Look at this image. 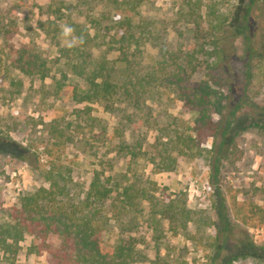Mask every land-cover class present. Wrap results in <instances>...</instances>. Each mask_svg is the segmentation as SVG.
Returning <instances> with one entry per match:
<instances>
[{"label":"rangeland","instance_id":"rangeland-1","mask_svg":"<svg viewBox=\"0 0 264 264\" xmlns=\"http://www.w3.org/2000/svg\"><path fill=\"white\" fill-rule=\"evenodd\" d=\"M217 1L229 13L228 25L237 34L230 37L232 58L241 57L242 16L250 0ZM83 2L0 0V221L8 220L5 211L20 196L47 185L40 171L50 162L67 170L74 197L83 195L97 169L114 188L110 197L96 204L101 216V240L110 246L129 236L136 237V248L143 257L130 264H222L231 256L232 264H264V130L246 126L247 117L253 116L255 110L251 102H245L227 137L234 150L222 163L215 181L209 179L204 152L178 153L180 147L169 146V154L176 159L174 168L159 170L154 162L162 141L175 131L191 127L195 116V111L184 105L173 89L176 83L155 96L146 92L141 108L121 100L76 102L54 90V78H59L60 68L65 67L64 59H55L58 46L76 40L72 33L67 37L61 34L67 17L74 16L92 34L94 28L84 16L86 13L95 18L106 16L103 24L108 18L117 20L120 16L105 0L92 1L91 8ZM257 5L263 7V0H258ZM57 6L64 14L61 18H56L60 14ZM179 6L178 0H137L133 20L143 29L137 30L129 48L136 74L143 75L157 66L155 75H160L158 60L168 59L169 54L180 57L192 44L191 25L177 19ZM49 19L60 26L55 39L58 45L43 29ZM92 51L95 57L103 52L108 58L116 54L108 51L106 44H93ZM35 57L48 68L49 75L43 79L19 68L20 64L25 66V60ZM176 61L180 62V58ZM168 62L167 70L174 66L171 59ZM122 64L117 62L119 72L124 71ZM234 67L239 68V61L234 62ZM252 72L249 96L260 103L264 99V62H259ZM124 74H120L121 78ZM68 76L69 81L81 83L78 76ZM209 77L201 68L184 75L179 86L188 92ZM211 141L210 136H204L200 146L210 148ZM123 144L140 148L141 155L131 158L124 153ZM27 151L34 152L37 160L26 162ZM124 186L131 189L132 204L120 201L119 192ZM169 200L176 207L190 210L192 219L185 229L170 230L160 211ZM220 213L231 231L225 239L217 240L218 225L223 224ZM205 220L215 221L217 228ZM38 242L32 235H25L15 255L0 250V264H49L46 251L29 249ZM246 242L253 247L245 254L241 246Z\"/></svg>","mask_w":264,"mask_h":264},{"label":"trees","instance_id":"trees-1","mask_svg":"<svg viewBox=\"0 0 264 264\" xmlns=\"http://www.w3.org/2000/svg\"><path fill=\"white\" fill-rule=\"evenodd\" d=\"M92 1L94 0H84L83 3L91 8ZM178 1L180 6L176 13L177 19L191 25L189 28L193 32V42L180 57L169 54L168 59L158 60L160 75L157 76V66L139 75L130 62L129 48L135 40L137 30L141 32L143 29L139 22L133 20L137 0H105L120 15L117 20L108 18L106 24L102 23L106 16L95 18L86 13L84 16L94 28L92 34L88 26L75 20L74 16H68L65 23L73 29L71 33L76 40L74 43L58 46L59 54L55 59H64L65 67L60 68V77L54 78V90L76 102L121 100L135 108H141L142 97L146 92L155 96L162 89L170 88L171 84L176 83L177 88L173 89L184 105L195 111V116L191 127L175 131L173 136L167 135L166 140L162 141V148L157 152L158 160L153 157V161H156L154 163L159 170L169 171L176 164L175 157L169 154V146L180 147L178 153L183 154L204 152L209 166V179L213 182L218 177L222 163L234 150L229 147L227 137L246 101L251 102V107L255 109L253 116L247 117L246 126L264 130V99L257 103L253 96H249L252 68L259 62H264V6L259 7L258 0H250L246 5L242 16L243 54L232 58L230 37L237 34L228 25L229 13L218 6V1ZM56 11L60 13L56 18L64 15L59 6ZM261 18L263 22L260 21ZM40 26L43 28L44 25ZM43 29L58 45L55 39L60 26L57 22L49 19ZM93 44H106L108 51L116 53L114 58H108L104 52L95 57ZM176 58H180V62ZM170 59L174 66L167 70ZM118 61L124 62V71H118ZM235 61H239L237 69L234 67ZM19 68L26 74L37 73L42 79L49 75L46 63L37 62L36 57L25 60V66L20 64ZM165 68L167 74L164 73ZM201 68L210 76L207 80H200L188 92L185 87L179 86L184 75H190ZM69 73L78 76L81 83L69 81ZM122 73H125L124 78L120 76ZM204 136L211 137L210 148L200 146ZM122 148L131 158L141 155L140 148L135 149V146L123 144ZM34 155V152L27 151L24 159L28 163L36 161L37 157ZM40 176L47 183L46 186L40 185L23 194L16 204L6 209L8 220L0 221V250L15 255L19 250V242L29 234L39 240L38 243L31 244L29 249L46 251L49 264H130L142 259V253L136 248V237L129 236L110 246L104 245L101 240V216L96 204L110 197L114 191L108 177H102L101 171H93L87 189L83 195L76 197L70 193L71 180L67 170L60 165L50 162L47 168L40 171ZM130 190L129 186H124L119 192L120 201L124 205L132 204ZM160 211L172 231L185 229L192 219L189 209L184 206L176 207L170 200ZM219 219L223 224L218 225L217 240L221 237L225 239L231 231L224 222L222 213L219 214ZM205 221L217 228L215 221ZM252 247L247 242L241 246L246 250L245 254ZM233 261L234 256H231L222 264H232Z\"/></svg>","mask_w":264,"mask_h":264},{"label":"clouds","instance_id":"clouds-1","mask_svg":"<svg viewBox=\"0 0 264 264\" xmlns=\"http://www.w3.org/2000/svg\"><path fill=\"white\" fill-rule=\"evenodd\" d=\"M61 28H62L61 34L65 37H67L73 31V29L68 25H62Z\"/></svg>","mask_w":264,"mask_h":264}]
</instances>
